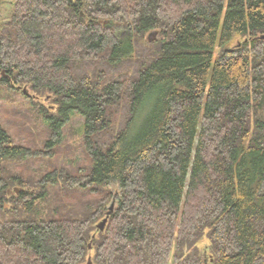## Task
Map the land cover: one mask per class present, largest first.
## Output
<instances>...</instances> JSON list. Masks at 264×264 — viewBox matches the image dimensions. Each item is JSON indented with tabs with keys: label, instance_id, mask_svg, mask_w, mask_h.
<instances>
[{
	"label": "trees",
	"instance_id": "1",
	"mask_svg": "<svg viewBox=\"0 0 264 264\" xmlns=\"http://www.w3.org/2000/svg\"><path fill=\"white\" fill-rule=\"evenodd\" d=\"M263 32L264 0H14L0 87L89 163L23 178L0 122V264H264Z\"/></svg>",
	"mask_w": 264,
	"mask_h": 264
},
{
	"label": "rangeland",
	"instance_id": "2",
	"mask_svg": "<svg viewBox=\"0 0 264 264\" xmlns=\"http://www.w3.org/2000/svg\"><path fill=\"white\" fill-rule=\"evenodd\" d=\"M13 12L14 0H0V28L11 19ZM148 37H150V41H153L156 38V33L148 32ZM6 75V72L3 71L2 76L7 77ZM36 95L38 97L22 94L21 88L13 90L0 87L1 125L12 137L15 145L44 153V156H29L23 161L12 163L11 168L23 178H33L54 169H64L73 175L83 174L89 163V159L82 149L83 117L77 114L73 115L63 129L62 141L49 150L45 148V141L49 138L48 127L36 112L38 103L32 102L31 99L41 102L47 107L50 102L45 96L37 93ZM110 189L115 192V195L118 194L115 185ZM77 195L79 194L75 192V195H68L65 199L72 200ZM109 203L110 201L107 205ZM206 243V239L201 240L199 249L200 253L208 255V251H205Z\"/></svg>",
	"mask_w": 264,
	"mask_h": 264
},
{
	"label": "water",
	"instance_id": "3",
	"mask_svg": "<svg viewBox=\"0 0 264 264\" xmlns=\"http://www.w3.org/2000/svg\"><path fill=\"white\" fill-rule=\"evenodd\" d=\"M105 23H106V22H105ZM258 38H260V39H264V32L261 33L260 35H258ZM2 73H3V71H2ZM23 91L26 92V89L24 88ZM26 93H27V92H26ZM14 190H15L16 192H18V188H15ZM9 192H10V191H9ZM115 199H116V195H113V197H112L110 203L107 205L108 212L114 210V208H115V204H116ZM107 219H108V214H107L106 217H104V218H103V219L97 224V227H98L100 230H103V229H104V227H105V225H106V222H107Z\"/></svg>",
	"mask_w": 264,
	"mask_h": 264
}]
</instances>
